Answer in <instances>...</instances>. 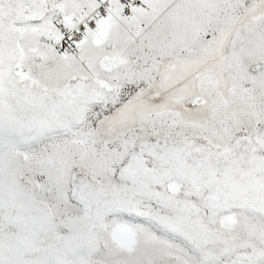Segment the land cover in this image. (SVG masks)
Returning <instances> with one entry per match:
<instances>
[{"label": "snow or ice", "instance_id": "1", "mask_svg": "<svg viewBox=\"0 0 264 264\" xmlns=\"http://www.w3.org/2000/svg\"><path fill=\"white\" fill-rule=\"evenodd\" d=\"M0 264H264V0H0Z\"/></svg>", "mask_w": 264, "mask_h": 264}]
</instances>
